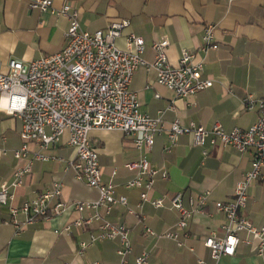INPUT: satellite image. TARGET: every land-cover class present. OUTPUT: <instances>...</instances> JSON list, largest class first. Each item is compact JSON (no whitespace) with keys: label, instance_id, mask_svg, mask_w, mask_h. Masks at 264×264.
<instances>
[{"label":"crops","instance_id":"obj_1","mask_svg":"<svg viewBox=\"0 0 264 264\" xmlns=\"http://www.w3.org/2000/svg\"><path fill=\"white\" fill-rule=\"evenodd\" d=\"M59 6L71 2L79 9V23L82 29L94 31L105 28L115 20L127 19L129 25L116 39L120 48L125 47L129 33L141 36L145 43L142 57L147 61L154 58L151 43L155 39L167 38L165 49L167 59L177 65L183 50L195 52L201 43L203 28L213 25L217 42L216 49L200 53L203 57V76L210 78L211 87L188 97H176L174 92L156 82L154 68H137L131 78L130 89L136 92L140 111L154 117L158 110H165L163 116L168 126L175 118L185 126L189 122L210 128L219 122L226 131L237 126L248 128L260 115L257 100L264 102V0H53ZM67 20L47 12L29 9L27 0H0V62L9 58L23 62L57 52L64 45ZM158 94V97H155ZM246 99L252 100L247 106ZM0 98V148L6 154L0 158V182L11 181L13 170L24 167L32 161L30 169L17 187H11L13 197L9 205L20 206L49 189L52 182H62L58 200L65 202L95 200L96 189L74 177V172H64L65 160L73 155L70 146L61 142L53 149L56 158L32 160V151L23 158H15L13 149L21 145L19 137L20 120L8 114ZM91 143L98 152L101 178L112 180L115 195L126 197V205L115 204L106 220L124 224L129 231L133 257L142 251L148 253L146 264H196L198 258L209 259L208 250L202 241L207 235L221 236L225 216L218 211L215 201L232 199L235 184L250 169V150L237 151L232 147H201L192 143L190 134L176 137L170 152L167 131L154 136L150 149L137 150L130 137L117 130H93ZM203 149L206 150L205 154ZM145 156L155 167H163L167 179L156 178L148 196L164 197V205L153 207L148 202L140 204L142 187L126 188L124 182L134 172L125 168L128 161ZM116 174L111 178V170ZM210 190V197L202 212H195L187 226L180 231L181 246L172 239L155 238L145 232L148 227L155 232L173 228L178 212L170 207L169 197L181 192L182 202L188 205V198L203 190ZM127 207L134 211L130 214ZM67 208L60 214L40 218L15 233L11 223L8 205L0 207V264H118L117 239H98L85 248L83 255L77 254L80 240H87L89 233L98 232V221L83 229L72 227L65 232L62 228L72 220L86 216ZM243 214L253 224H264V163L261 177L253 180L247 189ZM140 216L143 219H140ZM15 219L24 220L18 213ZM246 232H239L240 241L232 256H223L218 264H264V254L257 256L256 239L251 243L242 241Z\"/></svg>","mask_w":264,"mask_h":264},{"label":"built area","instance_id":"obj_2","mask_svg":"<svg viewBox=\"0 0 264 264\" xmlns=\"http://www.w3.org/2000/svg\"><path fill=\"white\" fill-rule=\"evenodd\" d=\"M21 1V0H20ZM29 9L62 16L67 20L64 33V45L60 50L33 59L28 62L9 58L4 64L0 62V98L4 100L3 108L8 114L20 120L19 137L21 145L12 150L15 158H23L32 151V160L55 159V146L61 142L73 150L71 158L65 160L64 172L72 170L74 177L96 189L95 200L65 202L58 200L62 192V182L55 180L52 186L39 193L34 199L23 202L20 206L9 205L13 197L11 187L23 182V177L30 169L32 161L12 172L11 181L0 182V207L8 205L11 218L6 222L13 225L18 233L26 224L40 218L58 215L67 208L78 213L87 212L66 224L62 230L67 232L72 227L83 229L93 221H98V232L89 233L87 240H80L77 254L83 255L85 248L98 239H117L119 245L116 254L118 264H128L132 254L129 231L124 224H115L106 220L115 204L126 205L123 195L116 196L114 183L110 179L104 182L98 162V152L91 143L90 132L93 130H117L130 137L137 150L150 149L154 136L167 131L169 145L164 150L170 152L176 137L190 134L195 146H229L237 151L250 150L252 160L250 169L235 184L233 197L227 201H215V208L225 216L221 236H205L203 246L208 250L209 259L198 258L196 264H218L223 256H232L240 241L239 232H246L242 239L246 244L255 238L257 256L264 254V224L257 226L243 214L247 198V189L253 180L261 177L264 163V102L257 100L260 115L248 128L234 126L226 131L219 122L210 128L189 122L186 126L175 118L165 125L163 114L173 108L172 104L158 110L154 117L140 111L136 92L130 89L131 76L139 68H154L156 82L173 91L176 97H188L200 90L211 87L213 81L203 76V57L209 49H216L217 42L213 25L203 28L201 43L195 52L181 51L177 65H172L165 52L169 42L167 38L155 39L151 43L154 58L147 61L142 57L145 48L141 36L132 33L126 36L125 47L120 48L116 39L128 27L129 20L120 19L107 24L105 28L87 31L79 23V9L71 2L57 6L53 0H27ZM158 97V94H155ZM247 106L253 101L246 99ZM206 150L203 149L205 154ZM6 150L0 148V158ZM125 168L133 171L132 177L123 184L126 188L142 187L139 194L140 204L148 202L153 207L164 205V197H149V190L156 178L167 179L168 173L163 167H155L145 156L128 161ZM116 174L111 170V178ZM210 190L205 189L196 196L188 198V205L182 202L181 192H177L168 201L170 207L178 212V219L173 226L163 232H155L145 227V232L155 238L172 239L178 246L182 245L180 231L187 226L188 220L195 212H202L209 201ZM130 214H134L127 207ZM22 213L24 220L15 219ZM140 219H143L140 216ZM148 253L142 251L133 257V264H146ZM91 264H102L92 262Z\"/></svg>","mask_w":264,"mask_h":264}]
</instances>
